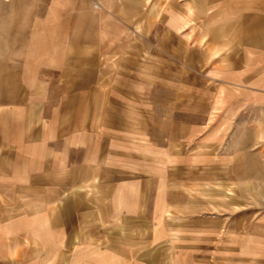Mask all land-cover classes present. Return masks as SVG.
<instances>
[{
    "label": "crops",
    "instance_id": "0c3cea01",
    "mask_svg": "<svg viewBox=\"0 0 264 264\" xmlns=\"http://www.w3.org/2000/svg\"><path fill=\"white\" fill-rule=\"evenodd\" d=\"M4 31L0 264H213L180 146L264 157V0H4Z\"/></svg>",
    "mask_w": 264,
    "mask_h": 264
},
{
    "label": "rangeland",
    "instance_id": "374dc122",
    "mask_svg": "<svg viewBox=\"0 0 264 264\" xmlns=\"http://www.w3.org/2000/svg\"><path fill=\"white\" fill-rule=\"evenodd\" d=\"M15 35L16 32L4 31V0H0V78L4 73V39ZM145 36L144 28L138 30V40ZM201 103L204 106V101ZM200 115L204 119L206 114ZM185 118L186 122L191 120L192 112L186 109ZM203 140L196 144L186 140L180 150L189 163L192 157H199L200 216L214 222L218 232L211 246V263L264 264V157H257L256 147L242 150L246 145L239 142L206 144ZM225 152L232 155L228 161L231 182L224 181ZM208 203L216 206H205Z\"/></svg>",
    "mask_w": 264,
    "mask_h": 264
}]
</instances>
